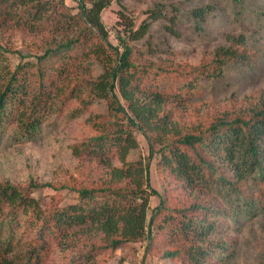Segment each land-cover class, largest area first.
<instances>
[{
    "label": "trees",
    "instance_id": "16d2710c",
    "mask_svg": "<svg viewBox=\"0 0 264 264\" xmlns=\"http://www.w3.org/2000/svg\"><path fill=\"white\" fill-rule=\"evenodd\" d=\"M76 1L0 0V144L9 126L34 139L74 100L81 108L95 98L108 103L91 122L94 133L72 145L77 157L95 161L90 174L60 185L0 182V264H48L54 253L61 264H110L137 242L146 257L169 264H229L239 218L264 221V89L208 111L191 102L227 66L245 61L246 38L233 36L199 64L152 57V47L149 56L134 42L164 16L163 6L149 10L138 28L130 20L117 29L114 43L102 19L112 0ZM210 10L202 5L189 17L200 27ZM16 37H30L41 53L9 66ZM91 61L102 68L97 76ZM138 134L149 153L130 160ZM151 165L160 191L150 192ZM46 186L67 188L77 201L35 196ZM154 193L159 204L149 211Z\"/></svg>",
    "mask_w": 264,
    "mask_h": 264
},
{
    "label": "rangeland",
    "instance_id": "374dc122",
    "mask_svg": "<svg viewBox=\"0 0 264 264\" xmlns=\"http://www.w3.org/2000/svg\"><path fill=\"white\" fill-rule=\"evenodd\" d=\"M66 3L76 6L78 1L66 0ZM207 4L212 10L198 27L189 13ZM159 5L164 7V16L153 20L145 36L134 42L147 55L152 47L155 55L152 57L163 56L180 63L199 64L205 57L214 55L218 47L229 45L233 36L246 38L248 55L245 61L232 63L224 69L222 76L209 80L205 93L194 99L192 106L208 111L214 103L230 102L232 97L241 101L246 95L264 89V0H112L102 13L111 41L117 43V29H125L130 20H134V27L138 28L148 19L147 12ZM29 39L23 42L16 37L9 41L13 48L7 54L9 66H15L22 57L41 53L35 44L28 43ZM90 64L94 75L102 72L98 64L93 61ZM107 109L104 98H95L88 108H81L80 101L74 100L61 114H52L35 138L29 141L19 138L15 128L9 126L0 144V182L27 184L34 178L41 183L59 182L60 185L72 177L82 179L84 172L90 174L88 172L95 168V161L87 163L77 157L72 145L94 133L92 120L106 113ZM148 153L147 140L138 134V145L131 150L129 159L144 160ZM154 168L151 165L149 170L150 192L152 189L161 190ZM57 193L62 195L63 205L77 201V193L67 188L56 191L46 186L34 194L39 197ZM159 200L155 193L150 195L149 211L159 204ZM238 221L235 224L238 244L229 264H258L264 251L263 217L243 215ZM133 245L119 249L110 264H120L122 257L125 259L122 264H169L156 256L146 257L144 242ZM48 264H61L60 253L51 254Z\"/></svg>",
    "mask_w": 264,
    "mask_h": 264
}]
</instances>
